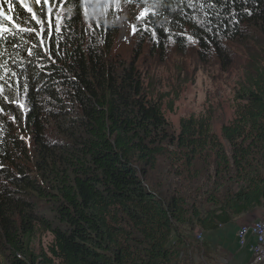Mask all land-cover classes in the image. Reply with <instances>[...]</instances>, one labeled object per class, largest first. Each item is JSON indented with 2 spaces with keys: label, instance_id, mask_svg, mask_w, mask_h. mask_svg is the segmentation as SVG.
<instances>
[{
  "label": "trees",
  "instance_id": "trees-1",
  "mask_svg": "<svg viewBox=\"0 0 264 264\" xmlns=\"http://www.w3.org/2000/svg\"><path fill=\"white\" fill-rule=\"evenodd\" d=\"M111 1L102 17L86 9L90 0H0L19 26L0 34L5 264H172L183 238L172 240L192 220L212 233L264 211V43L251 44L264 41V0ZM139 8L152 11L139 20ZM124 11L144 44L185 51L192 43L229 60L231 42L253 57L223 141L209 115L172 132L145 94L138 58L113 54ZM162 158L187 192L158 179ZM39 230L53 237L47 253L33 249Z\"/></svg>",
  "mask_w": 264,
  "mask_h": 264
},
{
  "label": "rangeland",
  "instance_id": "rangeland-1",
  "mask_svg": "<svg viewBox=\"0 0 264 264\" xmlns=\"http://www.w3.org/2000/svg\"><path fill=\"white\" fill-rule=\"evenodd\" d=\"M20 1L23 3V0ZM112 6L111 0H90V5L86 9L92 10L94 13L99 12L103 17L105 16L103 8ZM3 8L5 7L2 6ZM150 9L139 8L138 19L140 20L143 15L151 12L152 9L149 11ZM60 13L63 12L59 10L50 24L56 30L60 29L58 19ZM64 15L68 16V12ZM128 18L133 21V14L127 15L124 11L120 14L119 21L117 20L118 33L113 54L126 61L138 58L136 67L142 79L145 94L162 105L163 114L172 132L176 135L179 134L180 122L183 119L191 117L197 119L209 115L212 117V131L223 141L221 129L235 118L238 107L236 95L240 91L247 67L253 57L248 55L246 49L240 44L231 42H227L225 46V54L227 53L229 60L220 57L223 54L219 57L212 53L204 55L192 43L191 47L185 51H177L172 41L165 49L153 47L144 44L145 40L141 41V38L136 35L133 25L127 23ZM38 26L42 28L45 25L38 22ZM91 31L94 33L93 28ZM40 34H43V29ZM261 42L264 43L259 37H256L251 44L259 46L262 44ZM171 163L172 161L166 158L160 160L158 179L162 181L168 179L178 187L179 183H183V180L174 178L172 175L168 176V173H171L169 169ZM187 190V184H185L181 191L187 192ZM197 202V207L203 213L210 208L204 203L203 197H199ZM253 213L254 215H251V218L255 217L253 221L245 223L242 222L244 217L239 218L233 225L222 227L213 233L203 232L193 220L192 224L180 227V233L174 236L172 246H177V236L183 238V246L178 250L182 257L172 264H217L223 261V264H240L239 258L234 261L236 257H233L236 252H239L237 241L239 229L244 225L264 219L262 210L258 209ZM48 215L51 219V215ZM52 242L51 234L39 230L35 236L33 249L36 253H47ZM230 257L234 259H230ZM0 264H5L1 250Z\"/></svg>",
  "mask_w": 264,
  "mask_h": 264
},
{
  "label": "built area",
  "instance_id": "built-area-1",
  "mask_svg": "<svg viewBox=\"0 0 264 264\" xmlns=\"http://www.w3.org/2000/svg\"><path fill=\"white\" fill-rule=\"evenodd\" d=\"M250 240L264 244V219L239 229L237 241L240 249L247 247Z\"/></svg>",
  "mask_w": 264,
  "mask_h": 264
},
{
  "label": "crops",
  "instance_id": "crops-1",
  "mask_svg": "<svg viewBox=\"0 0 264 264\" xmlns=\"http://www.w3.org/2000/svg\"><path fill=\"white\" fill-rule=\"evenodd\" d=\"M262 212L264 213L263 210H262ZM251 215L253 216L254 213L253 214L246 215V216H243L244 219H242V222L244 221L245 223H248V222L253 221L255 219V217L254 218H251L252 217ZM263 216H264V214H263ZM243 217H241V218H243ZM256 218H258V217H256ZM253 244H254V240H250L249 243H248V245H247V247H245V248H243L241 250L239 248V252H236L235 256H233L234 258L236 257L234 261H236L239 258L238 262H240V264H247V262L249 261V259L251 257V253H250V250L249 249L252 247ZM233 253H234V251H233ZM233 257H230V259H232ZM223 262L222 263H217V264H223Z\"/></svg>",
  "mask_w": 264,
  "mask_h": 264
},
{
  "label": "water",
  "instance_id": "water-1",
  "mask_svg": "<svg viewBox=\"0 0 264 264\" xmlns=\"http://www.w3.org/2000/svg\"><path fill=\"white\" fill-rule=\"evenodd\" d=\"M249 250L251 257L247 264H264V244L255 243L254 241V244Z\"/></svg>",
  "mask_w": 264,
  "mask_h": 264
}]
</instances>
